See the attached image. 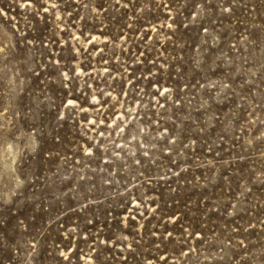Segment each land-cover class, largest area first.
Here are the masks:
<instances>
[{
	"label": "rangeland",
	"instance_id": "1",
	"mask_svg": "<svg viewBox=\"0 0 264 264\" xmlns=\"http://www.w3.org/2000/svg\"><path fill=\"white\" fill-rule=\"evenodd\" d=\"M0 264H264V0H0Z\"/></svg>",
	"mask_w": 264,
	"mask_h": 264
}]
</instances>
